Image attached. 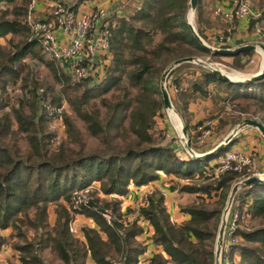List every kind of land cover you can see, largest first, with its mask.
<instances>
[{
    "label": "trees",
    "instance_id": "1",
    "mask_svg": "<svg viewBox=\"0 0 264 264\" xmlns=\"http://www.w3.org/2000/svg\"><path fill=\"white\" fill-rule=\"evenodd\" d=\"M27 1L0 0V39L5 41L0 42V228L19 229L21 223L38 231L28 241L22 232H17L24 240L18 245L26 255L21 257L23 262L45 264L39 252L49 247L61 264H85L87 258L93 264H138L143 247L136 236L142 226L121 212L120 198L130 183L140 185L153 180L158 177L156 171L161 170L191 180L169 189L191 193L196 201L178 205L187 217L176 222L166 211L159 190L151 189L141 199L136 212L150 224L151 242L160 246L146 264H212L214 237L226 193L233 181L246 174L229 168L213 175L215 165L210 161L233 140L212 156L183 157L173 146V137L165 139L154 119L162 106L159 75L171 60L187 55H221L208 51L194 37L184 18L188 0H126L120 14L112 12L111 57L104 77L95 83L88 78L71 79L53 57L42 52L22 18ZM256 4L258 13L253 22L260 27L255 39L264 40V0H256ZM197 8L198 4L194 6L195 30L203 37ZM249 54L239 51L226 56L238 60ZM25 55L48 69L57 83L55 89L41 83L32 72L22 73ZM180 67L191 69V76ZM167 76L176 95L171 100L189 135V127L199 122H189V99L206 97L211 84L224 91L222 100L228 104V109L221 105L216 134L222 135L244 116L264 123V72L251 81H232L199 63L183 61ZM188 79V84H182ZM17 80L21 96L13 104L9 102L7 86ZM41 99L48 101L51 112L64 114L69 140L51 145L53 136L47 130L51 115L39 103ZM62 100L90 135L103 137L105 145L101 150L82 151L69 146L78 134L69 117L57 111ZM22 104L27 106L26 113ZM17 133H24V151L15 140H3L7 134ZM91 180L98 181V188L85 193L78 207L72 208V192ZM234 196L239 197V208L246 205L245 214L258 217L259 222L243 228L238 226L240 219L235 221L231 234L239 239L226 251L221 250V264H264V182L238 188ZM209 198L214 199L206 202ZM52 201L54 217L48 223L46 207ZM29 209H33L31 215L27 214ZM104 209L109 211V222L101 216ZM74 213L89 221L73 230L69 223ZM2 240L0 235V245Z\"/></svg>",
    "mask_w": 264,
    "mask_h": 264
},
{
    "label": "rangeland",
    "instance_id": "2",
    "mask_svg": "<svg viewBox=\"0 0 264 264\" xmlns=\"http://www.w3.org/2000/svg\"><path fill=\"white\" fill-rule=\"evenodd\" d=\"M197 1L195 3V5L198 4V8H197L196 12H199V16H198L199 22L198 23H199V26L201 27L203 37H201L200 35H198V36L200 37V39L203 43H206L208 45H212L214 42H216V40L218 38V36H217L218 34H226L229 32L227 30H229L230 25H231L230 35L232 36L233 34H236L235 29H236L237 21L232 20V22L229 23L226 21V19L222 15L217 13L215 11V5H214L215 0H197ZM250 2H251L252 7L254 9V14L242 26L243 27L242 30H245V31L240 32L242 35H244L243 38L238 39L241 41L251 40L252 35H250L249 33H251V32L252 33H258V28L260 27L259 24L257 25L256 23L253 22L254 17L258 13L256 0H250ZM125 3H126V0H123V2L121 3V5H122L121 8H123ZM116 4H117L116 0H113L112 4L110 3L109 6L107 7L108 10L110 9L111 6H115ZM188 12H190L189 13L190 14L189 22H190L193 30L196 32L194 7L193 8L188 7L186 9L185 14L188 15ZM7 36H9V35L7 34L5 37H7ZM11 38L13 40L16 39V37L14 35ZM258 40H260V39H258ZM0 42L4 43L5 41L3 40V38H1ZM261 42H264V40H261ZM261 44L264 45V43H261ZM197 57L199 59L205 61L209 66H212L214 68H218L223 73L229 75L230 77L235 76V78L247 77L259 69L258 61L253 60V62H248V60L246 58L247 56H240L239 57L240 59L238 58V60L234 59L232 57L226 56V55H219L217 57H206V58H202L199 56H197ZM22 60L26 64V68L22 70L23 74L25 71L26 72H32L33 75H35L38 79L42 80L41 83H47L53 89H55L57 87V83L52 80L51 75L48 72V69L46 67H44L43 64H41L40 62H38L34 58L29 57V55H25L22 58ZM236 61H239L238 65L236 64V63H238ZM191 62H193V61H191ZM194 63H197V62H194ZM199 65H201V64H199ZM201 66H203V65H201ZM180 68H182L183 71L189 72V74H187V76H191V74H192L190 71L191 69L186 70V69H184V67H180ZM180 68H178L177 70H179ZM194 68H195V70H197L196 69L197 67H193V69ZM262 72H264V70ZM190 80L191 79L185 80L182 82V84H188L190 82ZM158 82H159V79H158ZM164 85H165V88H166L168 96H169V100H170L171 105H172V109H170L172 111L171 112L172 114L169 113L170 110H168V108H164L161 106L160 115H157L154 117L155 124H156V126H158V128L161 130V132L164 134L165 139H169V137L172 136L173 137L172 140H174L175 144H178V146H179L178 147V150H180L179 152H182V154H183V152H185V154H187L186 149H185V137L183 136V134L181 132V125H183V120H182L180 114L178 113V111L176 110V108L174 107V104L171 100L176 95H175V93H174V91L170 85L168 76H166L164 79ZM43 86H46V85H43ZM214 87H215V91L213 92L212 91L213 89H209L206 97H194L193 96L189 99V102H188V106H189V103L193 100L196 101L197 99H202V98H204L203 100H205V98L206 99L208 98L207 100L211 104L209 108L204 107V110L203 109H201V110H199V109L193 110L192 109L193 112L197 113V115L193 119H192V116H191V113L189 110L190 108L187 106V112L189 115V122L194 123L196 121H199L193 131L189 128L190 130H188V131L190 132V135L187 134V132L185 131L187 138H188L189 146L192 150L195 151V153L196 152L200 153L203 150H209L210 148L215 146V144L217 142H219L223 138V136L236 124V123L233 124L229 129H227L223 133L224 135L223 134L221 135L220 133L216 134L218 132V131L217 132L215 131V128L217 127V119L222 114L220 112L221 105H224V108L228 109V104L226 102L224 103L223 102L224 100H222V97L225 96L224 91L221 90V88H219L217 86H214ZM7 92H8L9 102L16 104L17 103L16 98H19L21 96V89L19 87V81L17 80L14 83H8ZM107 94H105V95H107ZM44 102H46V101H44ZM39 103H42V100H40ZM97 105H98V103H97ZM98 107H99V105H98ZM21 108L24 111V113H26L28 111L27 106L25 104H22ZM59 110L63 111V113H65L69 117V119L71 120V122L73 124L75 132H77V134H78L77 135L78 139H73V142L69 143V146L71 148H73L74 150L81 149L82 151H97V150H101L104 147L105 143H102L103 137L101 135H99V136L90 135L88 133V131L85 129L82 121L73 113V111H71V109L69 108V106L65 100L61 101ZM100 110H101L100 111L101 112L100 118L103 120L105 115L103 114L102 108ZM63 116H64V114L59 113L58 116L50 117V119L47 122V130L49 132H51L52 136H53L52 137L53 144H51L53 146L55 144H57V142H59V141L69 140V135H68L67 130H66V124L63 121ZM245 117L256 119L255 117H252V116H244L242 118H245ZM205 120L206 121L209 120L211 123V125H210L211 133L201 143H197L195 141L194 137L199 132L198 126H199L200 122H203ZM262 124L264 125V123H262ZM242 132H244V133H242ZM213 135H215V136H213ZM219 135H221V136H219ZM212 136L214 138H212ZM238 139H243V140H245V142L241 143L239 145L238 141H237ZM3 140L5 143H11L15 140V142L17 143L16 145L20 147L21 151L26 150L24 133H17L14 136L7 134ZM230 140H233L232 143L230 145H228V147L223 152H225L229 147L238 146V148L243 152V154L247 155V157L249 159V163L246 164L245 166H243L245 169V172H248V174H250L252 172L251 175H253V174H255V172L264 171V138L262 137V135L259 133V131L255 127L248 126V125L240 127L229 138L228 142ZM204 147H206V148H204ZM219 155H221V153ZM219 155L211 158L210 162L211 163L214 162L218 158ZM156 172H157V176H158L156 178L157 179H159V178L163 179L162 182L166 183L165 186L167 187L168 191L171 192L172 199L176 200L178 205L196 201L195 196L191 193L180 192V191H178L177 188L172 189V190L169 189V186L180 184V183H185V182H192L191 180L180 178L178 175H175V174H166V173L162 172L161 170H157ZM260 177H264V175L260 176ZM95 188H98V181L97 180H91L84 187L77 189V193L78 194L89 193L91 190H93ZM226 195H227V193H226ZM212 199H214V198H209V200L205 199V201L211 202ZM58 201L60 202V201H62V199L59 198ZM54 204H55L54 201L49 202L47 204V207H46V219H47L48 223H50L54 217L53 213H52V210L54 208ZM223 205H224V203H223ZM223 205H222V208H223ZM121 207H122V203L120 204V208ZM222 208H221V210H222ZM132 210L133 209H129L128 212L131 213ZM32 211H33V209H29L27 211V214L31 215ZM219 216H220V214H219ZM237 219L238 220L240 219L238 222V226H241L243 228H248L250 226H254L259 222L258 217H251L249 215H246L245 213L238 215ZM86 220H89V219L85 218L80 213H74L73 219L69 223L70 228H72L74 230L78 224H80L81 222L86 221ZM17 232H22L26 236L25 240L28 241L31 239V237L33 235H37L36 233L38 231H36V229L33 227H28V226L21 224V223H20L19 229L11 228V226H6L4 228H0V235L3 237L2 243L0 245V264H29L27 262H23V260L21 259L22 256H26V255H25V252L23 250L18 248V245L23 244L24 240L21 238V236L17 235ZM238 239H239V237L236 236L235 240H238ZM39 254H40L39 256L43 259L45 264H61L60 261L58 260L57 256L55 255V253L52 252L49 249V247H43L40 250ZM140 258L141 257L139 256L138 260Z\"/></svg>",
    "mask_w": 264,
    "mask_h": 264
},
{
    "label": "built area",
    "instance_id": "3",
    "mask_svg": "<svg viewBox=\"0 0 264 264\" xmlns=\"http://www.w3.org/2000/svg\"><path fill=\"white\" fill-rule=\"evenodd\" d=\"M226 1L228 2L226 9L218 5L215 6V11L229 23L232 20L245 23L254 14L250 0ZM121 3L115 9L108 10L107 3L97 0H71L69 3L61 0H28L22 18L31 35L40 45L42 52L53 57L61 65L64 72L73 79L88 78L91 83H95L104 77L110 61L109 36L113 24L110 17L112 12L121 13ZM230 28L231 25L227 30L228 33L218 34L216 42L210 46L232 48L250 41L238 43L233 41ZM259 42L264 43L258 39L253 40L254 48L246 57L248 62L258 61L259 69L252 74L264 70ZM38 91H41V88ZM46 99H41V104L48 108L50 117L58 116L56 112H51V106H48ZM210 125L209 120L200 122L199 132L194 137L197 143H201L210 135ZM212 163L215 165L212 171L213 175L229 168L245 172L243 166L249 163V159L238 146H232L222 152ZM251 173L245 172L246 175L242 177L251 175ZM253 175L263 176L264 171L255 172ZM72 195L71 207L77 208L78 202L84 194H78L75 190ZM245 208L246 205L239 208V197L233 196L225 217L221 241L222 251H226L235 240L236 236L231 234V230L235 226L238 215L245 213ZM101 216L104 221H110L108 209H104ZM138 264H141V258L138 260Z\"/></svg>",
    "mask_w": 264,
    "mask_h": 264
},
{
    "label": "water",
    "instance_id": "4",
    "mask_svg": "<svg viewBox=\"0 0 264 264\" xmlns=\"http://www.w3.org/2000/svg\"><path fill=\"white\" fill-rule=\"evenodd\" d=\"M196 3V0H188V7L189 8H193L194 5ZM185 21L188 25V27L190 28L191 32L193 33L194 37L208 50L211 52H215L221 55H229V54H234L237 53L239 51H252V49L254 48V44L252 43H246V44H241L232 48H226V47H211L210 45L203 43L200 39V37L198 36V34L193 30L190 22H189V18L188 15H184ZM261 51H262V61L264 63V45L259 43L258 44ZM183 61H193V62H197L205 67H208L209 69H211L215 74H217L218 76H220L223 79L226 80H254L258 77H260L263 72H257L255 74H251L247 77L244 78H235V76H228L227 74L223 73L220 69L218 68H214L212 66H209L205 61L199 59L197 56L195 55H187V56H182V57H178L175 58L173 60H171L169 62V64L162 70V72L159 75V82H158V89L160 92V96H161V101H162V106L164 108H171L172 109V105L171 102L169 100V96L167 93V90L165 88L164 85V79L167 76V73L169 72V70L171 68H173L175 65H177L180 62ZM235 78V79H234ZM245 125L248 126H252L255 127L259 133L262 135V137L264 138V125L254 119V118H242L241 120H239L224 136L223 138L217 142L215 144V146H213L212 148H210L209 150H204L202 152H196L193 151L188 143V138L185 132V128L183 125H181V132L183 134V136L185 137V149L186 152L189 156H192L194 158H204V157H209L212 156L213 154H215L216 152H218L219 150H221L225 144L228 142L229 138L235 133V131L237 129H239L240 127H243ZM264 182V177H259L257 175H248L246 177H242L236 181H234L230 187L229 190L227 192L225 201H224V205L223 208L220 212V216H219V220H218V224H217V228H216V232H215V237H214V243H213V263L212 264H221V241H222V232H223V228L225 225V217H226V213L230 207L232 198L236 192V190L238 188L250 185L252 183H262Z\"/></svg>",
    "mask_w": 264,
    "mask_h": 264
},
{
    "label": "crops",
    "instance_id": "5",
    "mask_svg": "<svg viewBox=\"0 0 264 264\" xmlns=\"http://www.w3.org/2000/svg\"><path fill=\"white\" fill-rule=\"evenodd\" d=\"M97 1H104L105 3H107V7L109 6V4L113 2V0H97ZM123 0H116L117 4L115 6H111L109 10L115 9L116 6H118L119 3H121ZM215 6L220 5L223 9H226L228 6V2L226 0H215L214 3ZM243 22H237L236 25V29H235V33L232 35V39L235 42H241V40H238L239 38H243L244 35H242L240 32L241 31H245L242 30V26H243ZM251 36V40L248 43L253 42V40L258 36L257 33H249ZM251 53V51H249ZM215 85L211 84L209 85L208 89H213L212 91H215ZM202 99H197L196 101L193 100L189 103V110L192 116V119L197 115V113L193 112L192 109H196V110H204L205 108H209L210 107V102L205 98V100ZM172 111L170 110L169 113H171ZM172 114V113H171ZM198 122V121H196ZM197 125V124H196ZM196 125L192 128L191 126L189 127L192 131L195 129ZM189 129V130H190ZM244 131V130H243ZM244 133V132H242ZM236 135V134H235ZM215 136V135H213ZM212 136V138H214ZM211 138V139H212ZM238 144L240 145L241 143H244L245 140L243 139H238ZM173 146L175 147L176 151L178 152V154H180L181 156L185 157V155L187 154H182V152H179L180 150H178V144H175V142L173 141ZM206 148V147H204ZM182 157V158H183ZM156 179V180H155ZM153 180H150L148 182L142 183L140 185H134V184H129L128 185V190L127 192L121 196V201L120 204L122 203V207L120 208L121 212L128 218H135L136 222H138L141 226H142V232L140 234H138L136 236V238L140 241V243L142 244L143 247V251L140 254L141 257V264H146L147 258L154 252H159L160 251V246L153 244L151 242L150 239V234H151V226L150 224L141 217V215H139L136 212V207L138 204H140L141 202V198L143 196L144 193L149 192L151 189H157L159 190L162 195H163V202L165 205V209L168 212L170 218L176 222L183 220L187 217V214L180 211L179 210V206L176 202V200L172 199V194L170 191H168L167 187L165 186L166 183L162 182L163 179L159 178H155ZM129 209H133L131 213L128 212ZM128 212V213H127ZM87 222L89 220H86ZM85 264H93L92 260L90 258H87L85 261Z\"/></svg>",
    "mask_w": 264,
    "mask_h": 264
},
{
    "label": "bare ground",
    "instance_id": "6",
    "mask_svg": "<svg viewBox=\"0 0 264 264\" xmlns=\"http://www.w3.org/2000/svg\"><path fill=\"white\" fill-rule=\"evenodd\" d=\"M190 12H188V18H189V16H190V14H189ZM229 76V75H228ZM232 77V76H231ZM171 108H168V110H170Z\"/></svg>",
    "mask_w": 264,
    "mask_h": 264
}]
</instances>
